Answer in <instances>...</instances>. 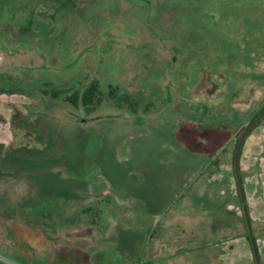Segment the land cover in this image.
<instances>
[{
    "label": "rangeland",
    "instance_id": "1",
    "mask_svg": "<svg viewBox=\"0 0 264 264\" xmlns=\"http://www.w3.org/2000/svg\"><path fill=\"white\" fill-rule=\"evenodd\" d=\"M92 82L103 95L90 114L51 99ZM263 105L264 0H0V212L13 214L0 217V264L42 261L34 231L57 245L83 215L97 241L101 214H141L169 182L188 192L212 178L205 163L223 145L217 167L247 235L233 154ZM239 174L264 264V120ZM134 218L150 232L127 259L143 264L159 214Z\"/></svg>",
    "mask_w": 264,
    "mask_h": 264
},
{
    "label": "crops",
    "instance_id": "2",
    "mask_svg": "<svg viewBox=\"0 0 264 264\" xmlns=\"http://www.w3.org/2000/svg\"><path fill=\"white\" fill-rule=\"evenodd\" d=\"M220 153H223L222 159L226 164L224 145L205 163L204 174L209 173L212 178L200 175L191 183L188 192L172 187L181 185L182 181L169 182L168 186L165 185L166 193L157 203L152 202L155 209L139 210L141 214H137L136 209L135 212L120 210L123 213L120 220H113L115 211L101 214L98 222L102 235L97 241L92 240L95 235L86 232L84 215L78 229L66 230L65 239L57 245L52 241L42 242L38 232L34 231L36 235L32 243L42 261L36 260L33 264H132L127 259L132 241L140 235L147 238L143 234L148 236L150 232L149 221L146 223L134 217L148 218L157 214L160 221L149 237L151 249L148 248L143 264H252L248 256H252L250 242L244 231L240 232L239 226H235L238 216L234 205H231L230 172L220 171L217 167ZM204 184L206 186L199 191L198 186ZM124 197L126 195L122 194V199ZM35 215L42 217L39 213ZM0 217L6 221L10 218L4 212H0ZM141 244L138 251L139 247L142 250ZM115 251L122 253L123 258L114 256Z\"/></svg>",
    "mask_w": 264,
    "mask_h": 264
},
{
    "label": "trees",
    "instance_id": "3",
    "mask_svg": "<svg viewBox=\"0 0 264 264\" xmlns=\"http://www.w3.org/2000/svg\"><path fill=\"white\" fill-rule=\"evenodd\" d=\"M101 95H103V93L100 91L97 83L92 82L91 85L80 96L78 95V93H73L70 96L60 97V93L53 92L51 95V99L64 101L65 103H68L69 105H71L72 107H75V108L82 107L84 110L87 111L86 112L87 114H90V113H92L93 108L95 106H99L101 104V102H102L101 101ZM263 110H264V105L261 107V109L258 111V113L251 120V123L259 116V114H261V112H263ZM262 120H264V117L260 120V122ZM247 128H244L242 134L245 132V130ZM241 136L242 135H239L237 138L235 149H236L237 143H238ZM243 146H244V142H243L242 147H241L239 159H240V156L242 153ZM234 154H235V150H234ZM234 154H233V158H234ZM233 172H234V170H233ZM233 174L235 176V173H233ZM240 179H241V183L243 185V179L242 178H240ZM236 187H237V185H236ZM237 193H238V189H237ZM238 197H239V193H238ZM246 238L249 241L248 232H247ZM252 256H253V254H252ZM253 261L255 264L254 257H253Z\"/></svg>",
    "mask_w": 264,
    "mask_h": 264
},
{
    "label": "water",
    "instance_id": "4",
    "mask_svg": "<svg viewBox=\"0 0 264 264\" xmlns=\"http://www.w3.org/2000/svg\"><path fill=\"white\" fill-rule=\"evenodd\" d=\"M264 117V110L259 114V116L248 126V128L245 130V132L242 134L240 137L236 149H235V154H234V161H233V166H234V173H235V179H236V184H237V189L239 193V197L241 200V206H242V212L249 236V242L251 245L252 249V254L255 260V264H259V258H258V251H257V246H256V241L254 240V237L252 235V230H251V225H250V219L248 215V210H247V204H246V199H245V194H244V189L243 185L241 183L240 179V174H239V155L241 151L242 144L249 134V132L260 122V120Z\"/></svg>",
    "mask_w": 264,
    "mask_h": 264
}]
</instances>
